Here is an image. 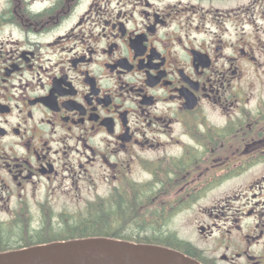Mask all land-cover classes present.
Wrapping results in <instances>:
<instances>
[{
	"label": "flooded vegetation",
	"instance_id": "af4514ba",
	"mask_svg": "<svg viewBox=\"0 0 264 264\" xmlns=\"http://www.w3.org/2000/svg\"><path fill=\"white\" fill-rule=\"evenodd\" d=\"M168 191L181 253L264 264V0H0V252L168 246Z\"/></svg>",
	"mask_w": 264,
	"mask_h": 264
},
{
	"label": "water",
	"instance_id": "95a60500",
	"mask_svg": "<svg viewBox=\"0 0 264 264\" xmlns=\"http://www.w3.org/2000/svg\"><path fill=\"white\" fill-rule=\"evenodd\" d=\"M0 264H200L179 251L109 238H85L0 253Z\"/></svg>",
	"mask_w": 264,
	"mask_h": 264
},
{
	"label": "trees",
	"instance_id": "16d2710c",
	"mask_svg": "<svg viewBox=\"0 0 264 264\" xmlns=\"http://www.w3.org/2000/svg\"><path fill=\"white\" fill-rule=\"evenodd\" d=\"M176 191H168L167 192V203L165 204H160L158 205L159 207H161V209L164 211L166 208H168L167 212H168V217H169V221H171V219H173V217L176 215V213H178L177 211L181 210V204H178L176 205L175 207L173 206V203H174V198H179L177 195H176ZM139 202L138 201V207H139ZM131 210V207L130 206H122L121 208L118 209V212H116V210H107L105 213L106 214H110V213H117V214H127V212H129ZM155 210V213H156V207L154 208ZM90 214L91 215H95V219H93L95 221V224L97 225L98 224V216H100L102 214L101 212V208L100 206H98V204H96L94 207H92L90 209ZM92 225L90 227V229H95V227H97L96 225ZM170 230V229H169ZM91 232H96V231H93L91 230ZM168 247H171V248H177L178 250L181 251V239L178 238L176 236V233L174 230H170V234H169V243H168Z\"/></svg>",
	"mask_w": 264,
	"mask_h": 264
},
{
	"label": "rangeland",
	"instance_id": "374dc122",
	"mask_svg": "<svg viewBox=\"0 0 264 264\" xmlns=\"http://www.w3.org/2000/svg\"><path fill=\"white\" fill-rule=\"evenodd\" d=\"M192 214L193 208L186 212H183L182 214L179 211V213H176V216L171 219V221H169V229L174 230L178 238L181 239V228H183L184 226L185 228H187L189 224L192 223L188 222L192 218Z\"/></svg>",
	"mask_w": 264,
	"mask_h": 264
}]
</instances>
